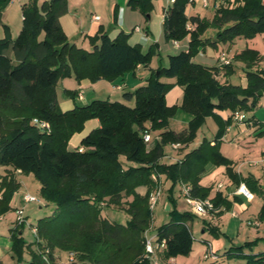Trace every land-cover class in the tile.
Returning <instances> with one entry per match:
<instances>
[{
  "label": "trees",
  "instance_id": "16d2710c",
  "mask_svg": "<svg viewBox=\"0 0 264 264\" xmlns=\"http://www.w3.org/2000/svg\"><path fill=\"white\" fill-rule=\"evenodd\" d=\"M10 2L0 0V13ZM211 2L212 6L220 3L211 20L189 16L191 0H175L166 8L165 38L183 41L189 37V47L169 55L168 66L154 70L146 84L123 94L126 102L134 101L133 105L97 99L84 106L77 104L68 111L60 107L57 93L60 81L74 78L78 82L86 79L92 83L113 82L126 73H135L139 66H150L156 46L144 51L141 44L130 42V34L120 32L111 38L100 29L97 35L89 37L92 49L86 50L72 43L63 29L61 18L69 12V0H30L23 4L20 33L13 39L8 31L0 39V166L33 174L41 184L43 198L55 204L56 209L36 224L40 252H32L29 263L24 260V227H15L12 250L18 264H58L57 251L68 252V256L75 253L76 261L68 264H152L146 256L145 232L153 222L149 206L156 185L153 173L166 175L172 183L169 199L173 209L169 221L157 228L159 241L167 242L163 257L191 254L194 237L190 222L196 216L177 209L175 187L191 184L193 197L209 198L211 190L200 184L209 163L225 166L232 180L240 182L234 162L222 154L219 142L234 114L254 111L264 95V67L255 68L263 56L257 50L247 48L234 57L245 64L247 86L221 82L220 71L226 70V75H231L232 64L209 67L194 61L207 45L231 44L238 38L253 39L263 34V0ZM128 5L147 14L153 0H129ZM189 23L196 25V29L189 30ZM209 29H214L215 35L204 38ZM163 78H175V84L183 87L181 105H168L166 95L173 84ZM65 93L75 100L78 91L65 90ZM179 109L193 116L182 132L169 129L170 119ZM227 110L232 115L223 120L217 111ZM208 117L215 118L219 125L215 145L204 140L180 161L161 163L167 145L187 146L194 142ZM34 118L49 122L51 130L38 129L31 123ZM92 119H98L100 127L83 138L79 148L70 150L71 138L81 133ZM146 131L159 132L160 140L151 148L144 140ZM141 186L147 187L145 195L137 192ZM19 187L14 176L2 178L0 215L10 210V201ZM106 197L113 205L127 201L126 223L102 215L99 205ZM130 197L131 201L124 200ZM211 200L214 211L222 205L229 207V201L221 193ZM261 214L264 215V205ZM209 231L216 238L225 235L214 226ZM262 241L263 238H257L232 246L224 255L245 260L247 264H264V251L245 252H252ZM46 252L49 262L44 260Z\"/></svg>",
  "mask_w": 264,
  "mask_h": 264
},
{
  "label": "crops",
  "instance_id": "0c3cea01",
  "mask_svg": "<svg viewBox=\"0 0 264 264\" xmlns=\"http://www.w3.org/2000/svg\"><path fill=\"white\" fill-rule=\"evenodd\" d=\"M17 1L20 0H12L5 8V10L1 12L2 16L0 21V39L4 38L7 35L8 31H10V34L13 37L12 34H14L15 32V25H13L15 23L13 13L16 8L14 7V3ZM29 1L30 0H25L24 2H21L19 4L20 6L16 9L22 11L23 4ZM89 1L90 0H69L68 14H70L72 18H78V9H81V12L84 9L83 7L86 6ZM91 1V7L95 8L91 9V18L89 20V24L86 25L83 23V27H81V40L78 38L75 39V44L78 47L84 48L86 50H91L92 47L89 41V37L97 35L100 29L106 31L111 38H115L120 32L130 34V42L132 44H137L136 42L134 43V41H132L133 35L135 33L141 35L148 34L147 30L144 32L139 25H135L132 30L127 29L125 20L127 18L128 6L126 4V0L116 1L115 7L113 9V19L115 20V14H117V20H115V22L117 23L118 28L113 27V30L108 29L105 26V23L102 22L103 17L99 13H97L98 9L96 8L99 5L98 1ZM162 10L163 15L165 16L166 7L162 6ZM16 13L18 14V12ZM65 16L61 18V23L63 27L66 26V23L63 20ZM96 16H99L100 18L96 19ZM86 21L87 20L85 19V23ZM108 21L111 22V18L108 19ZM22 25L18 29V32H20V30L22 29ZM16 26H19L17 22ZM247 40V47L245 49L251 48L259 51L262 56L264 55V51H262L264 45L261 43V40H264V33L257 35L253 39ZM146 42H149L148 38H145L144 41L141 42V44L144 45ZM234 44L235 42L231 44H218L217 46L207 45L204 49L200 51L197 56H208L210 58H214L216 60L214 65L198 61L196 59L197 56L194 58V61L209 67H217L219 63L220 54L225 52L234 59L236 54H239L243 50H245L239 49L234 52ZM156 45L159 46L158 44ZM187 45L189 47V37L183 41H180L179 48H177L174 44L173 48L175 50H179L182 46ZM188 47H185L186 50L188 49ZM210 47H212V49L215 51L212 54L208 52V49H210ZM171 54L176 53H171L169 51L165 57L159 54L160 58H156V55L154 56L150 66H139L135 73H126L124 76L116 79L113 82H109L107 80H100L96 83H92L88 79L83 80L82 82H78L74 78L64 79L59 83L62 85L63 92L65 90H76L78 91V94L75 100L64 94L65 99H63V101H60L58 84L57 93L60 107L63 111H68L73 109L77 104L84 106L97 99H109L111 101L126 102L123 98V94L128 91H133L136 88L146 84L149 78L151 77L153 71L156 70L159 66H168L169 55ZM236 64H240L243 67L245 66L244 63L239 61H236L235 65ZM235 65L234 72L231 75H226V70L222 69L220 71L221 75L219 76V79L221 80V82H229L235 85L247 86V79L245 75L241 76L240 83H234L232 81V76L235 74ZM262 67H264V56L262 61H260L258 65V68ZM67 80L69 82H67ZM162 80L164 82L173 84V87L166 95L168 105H181L184 97L183 87L175 84V78H163ZM88 89L89 93L87 94L86 90ZM81 92L83 94V100H79V94ZM126 103L129 105H133L134 101ZM243 113L245 114V120L237 121L233 116L232 124L227 128L224 137L219 142V148L222 154L234 162V169L235 172L238 174L240 182L237 183L232 180V178L227 174V169L225 166H217L213 163H209L206 166V171L201 175L200 179L201 186L209 188L211 190L209 197L210 199L214 198L217 193H221L223 195V198L229 201V207L226 208L224 205H222L214 212H210L204 216H198L192 211L190 205L187 202L183 201L185 204L181 205V201L184 200L182 184H178L174 190V199H177V201H175L177 209L180 212L190 211L196 216V218L192 222H190V226L193 237L194 228H196L200 233L199 238L202 242L200 246L204 250V253L200 258L203 259L205 264H218L221 260H224V264H236L237 261H240L242 259H229L227 256L224 255L228 251V243L232 244V246H236V242L238 241L242 242L241 245H243L245 242L254 241L257 238L264 239V215L261 214V210L264 205V95L260 99L259 105L254 111ZM217 114L223 120H227L232 115V112L229 110L217 111ZM192 118L193 116L190 113L179 109L176 116L170 119L169 129L176 132H182L187 128ZM183 122H185V127H183V129H176L174 127V123L181 124ZM99 127L100 121L98 119H92L87 121L84 130L81 133H76L71 138L69 145L73 147V149L79 148L82 139ZM218 130L219 125L216 119L213 117H208L206 119V122L197 132V137L194 142L190 143L187 146L182 145L178 150L173 149L170 145H167L165 147V156L162 158L161 163L172 164L175 163L177 160L183 159L187 153L199 147L204 140H207L212 145H215V138ZM152 137L153 141L149 146L150 148L154 145L156 141L160 140L159 132H152ZM24 175L25 174H23L20 170L16 171L12 167L0 166V182L5 176H14L20 186L19 189L14 193L10 201V210L5 214L0 215V264H9L10 261H13L15 262V264H18L14 252L12 250L13 233L16 227L15 210L20 207H25V212L30 219L28 209L31 207L32 203H34L31 202L25 204L23 200L24 195L30 193L28 187H24V183L22 181V178L25 177ZM161 177L166 187L165 189L168 192L166 196L167 199L169 196V189L172 183L170 180L167 179L166 175H161ZM241 186H244L249 190V192L252 194V198H247L244 194L239 192V188ZM137 192L141 195H144L147 192V187L141 186L137 189ZM130 200H132V197L129 198V201ZM169 200L167 199V201ZM44 205L48 206L49 202H47L46 200H44V203L41 202V204H39V209L42 210ZM166 207L169 213L173 209L172 204L170 203L167 204ZM51 215L52 214L50 213L49 215H45L44 217ZM168 221H166L165 223H167ZM255 222H260V226L254 225ZM210 226L219 228L220 232L225 235H221L219 238L213 237L209 233ZM158 227H156L152 222L151 228L149 229V235H157ZM152 231H155V233H152ZM22 236L26 241L24 260L25 262L29 263L32 259V252H36L39 248L37 244H34L35 242L27 241L24 229L22 230ZM250 236H253V238H251L253 240L250 239ZM242 238L247 239H245V241H241ZM208 244L211 245L216 258H204V255L208 251ZM221 248H224L223 252L219 253ZM262 251H264V241L260 242L259 245L256 246L252 252L250 250H245L246 253H259ZM55 256L58 264L65 263L64 261L59 259V257H63L69 260L68 252L57 251ZM159 257L163 261H169V259H165L163 257V252L159 254ZM198 257L199 256L195 255L194 243L193 251L191 252V254L187 257H175L174 263L199 264L197 261ZM66 263L68 264L69 262L67 261Z\"/></svg>",
  "mask_w": 264,
  "mask_h": 264
},
{
  "label": "rangeland",
  "instance_id": "374dc122",
  "mask_svg": "<svg viewBox=\"0 0 264 264\" xmlns=\"http://www.w3.org/2000/svg\"><path fill=\"white\" fill-rule=\"evenodd\" d=\"M24 1L25 0H20V1L15 2L14 7L18 8L20 6L19 4L21 2H24ZM39 1L42 2L43 0H39ZM97 1L99 3L98 7L96 8V9H98L97 13H99L103 17L102 22L105 23V26L111 30H113V27L118 28L117 23L113 19V9L115 7L117 0H97ZM128 1L129 0H126V2H127L126 4L128 6V10H127L128 12H127V18L125 20L127 29L132 30V28L135 25H139L144 32L147 30V32L149 34V35L148 34L141 35V34L135 33L133 35V38H132L133 39L132 41H134V43L136 42L137 44H141V42H143L145 38H148L149 42H146L144 45L141 44L142 48L144 51H148L152 46H156L155 47L157 49V52H156L157 57L156 58H160L159 54H161L162 56L165 57L169 51L171 53H178L180 51L186 50L185 47H188V45L182 46L181 49H179V50L178 49L175 50L173 48V41H168L165 38L164 31H163L164 15H163L162 6H165L166 8L171 6L172 4L168 3L169 0H153L152 8L147 14H144L139 7L132 8L131 6H129ZM232 1L233 0H231V2ZM91 2L92 1L90 0L87 3V5L83 7L84 9L81 12H80L81 9H78V12H79L78 18H72L70 14L66 15L63 18L64 22L66 23V26H64L63 29L66 32L69 40L72 43H75L76 38L81 40V38H80V37H82L81 27H83V23L86 25L89 24V20L91 18V9L95 8V7H91V4H90ZM219 4L220 3H218L216 6H212L213 4L211 2V5L206 8V7H203L201 2L196 3L193 7L192 6L188 7V15L189 16L201 15L202 17H205V18H208L211 20L214 17L215 11H216ZM16 8H15V11L13 13V18L15 20V23L13 24V25H15L14 26L15 32H14V34H12L13 39L16 38L18 36V34L20 33V32H18V29L21 27L22 21H23L22 11H20ZM16 12H18V14ZM110 18H111V22L108 21V19H110ZM121 18H120V20H121ZM85 19L87 20L86 23H85ZM16 22L19 26H16ZM16 27H18V28H16ZM196 27H195V29H196ZM195 29H193V30H195ZM213 35H215V30L209 29L205 33L204 38L213 37ZM247 42H248V40L245 38L236 39L235 44L233 45V51L236 52V50L245 49L247 47ZM261 43L264 45V40H261ZM156 44H158L159 46H157ZM262 49H263L262 51H264V47ZM208 52L210 54H212L215 51L212 49V47H210V49H208ZM156 55H154V56H156ZM196 59L202 63H207L210 65H214L216 62V60L214 58H210L208 56H204V57L197 56ZM235 63H236V60L233 59V61H232L233 67H234ZM258 65H259V63L256 64L255 68H258ZM245 74L246 73H245L244 67L240 64L239 65L236 64L235 65V74L232 76V81L234 83H240L241 76H244ZM67 82H69V81L67 80ZM86 92L88 94L89 89L86 90ZM64 94L66 95L65 91L63 92V90H62V85L59 84L60 101H63V99H65ZM79 100H83L82 92L79 94ZM31 123L33 124V120ZM174 127L176 129H183V127H185V122H183L181 124L174 123ZM69 149L75 150L76 148L73 149V147H71L69 145ZM24 176L25 177L22 178V181L24 183V187H28V190L30 191V193L36 195L38 200H39L38 202L32 203L31 207L28 209V212L30 215V220L33 224L36 225L41 217H44L45 215H49L50 213L53 214L55 209H56V205L53 203H49L48 206L44 205L43 209L40 210L39 204H41V202L44 203V200H45L41 194V189H40L41 184L34 177L33 174L24 175ZM161 181H162V177H161ZM154 182L156 183V185H155V188L153 189V191L151 192V194L153 192H155V190L158 188V183H160V181L159 182L154 181ZM161 186H162V192H161L162 194L158 200L157 205L153 208V210L151 208V201H150L151 194L149 197V206L153 212V216H154L153 223L156 227L162 225L163 223H165L166 221L169 220V212L167 210L166 205L169 203L172 204L171 201L169 200V196L167 199L170 202L167 201V199H166L168 192L165 189L166 187H165L163 181L161 183ZM183 198H184V200L181 201V205H184L185 204L184 202H187L184 196H183ZM124 200H129V198H125ZM175 201H177V199H175ZM102 203H104L105 206H103ZM99 206L102 210V215L104 217L110 219L111 221H117V222L124 224V223H126L127 219L129 218V215L127 214V211H126V208L128 206L127 201L124 202V204H122V205H113V204L109 203V198L106 197L100 203ZM198 216H201V215H198ZM24 233H25V237H26L28 242H35L36 241V238L33 235L30 228L24 227ZM152 233H155V231L154 232L152 231ZM209 233L211 234L210 231H209ZM199 236H200L199 231L196 228H194L195 255L199 256L197 258V261L199 264H205L203 259L200 258L203 255L204 250L200 246V244H202V242H201ZM251 238H253V236H250V239ZM245 239H247V238H242L241 241H245ZM251 240H253V239H251ZM236 243H237L236 246H238V245H241L242 242L238 241ZM34 244H37V243L35 242ZM231 246H232V244L228 243L227 249H229ZM223 249L224 248H221L219 253H222ZM37 252H40L39 249L37 250ZM59 259L64 261L65 262L64 264H67L66 262L69 261L68 259L63 258V257H59ZM9 264H15V262L10 261ZM218 264H224V260H221ZM236 264H246V262L244 260H240V261H237Z\"/></svg>",
  "mask_w": 264,
  "mask_h": 264
},
{
  "label": "built area",
  "instance_id": "2783aa9c",
  "mask_svg": "<svg viewBox=\"0 0 264 264\" xmlns=\"http://www.w3.org/2000/svg\"><path fill=\"white\" fill-rule=\"evenodd\" d=\"M175 2V0H169L170 4H173ZM192 2V6H194L196 3L201 2L203 7H209L211 5V0H191ZM264 2V0H263ZM99 16H96V19H99ZM196 25L189 23L188 24V29L189 30H193L195 29ZM139 29V28H137ZM173 44L179 48L180 47V41H173ZM233 61V57L229 56L227 53H222L219 56V63L218 66L220 67H225L228 65H231ZM234 117L237 121H244L245 120V114L243 112H236L234 114ZM33 125L36 126L38 129L40 130H44L49 132L51 130V126L50 123L47 121H43L40 120L38 118H34L33 119ZM144 136V140L145 142L150 145L151 142L153 141V137H152V132L150 131H146L143 134ZM170 146L173 149H180V147L182 146L180 143H172L170 144ZM81 150H83V148H81ZM181 160V159H180ZM177 160V161H180ZM152 179L158 183V188L155 190V192H153L151 194L150 197V201H151V208L153 210V208L157 205L158 200L161 196V192H162V186H161V175L153 173L152 174ZM182 188H183V196L185 197L187 203L190 205L192 211L197 214V215H201L204 216L210 212H214V204L212 202V200L210 198H207L205 200L203 199H199V198H195L192 196V186L191 184H183L182 183ZM239 192L244 194L247 198H252V194L249 192V190L244 187L241 186L239 188ZM23 200L25 202V204L31 203V202H38V198L35 195H32L30 193H27L24 195ZM103 206H105L104 203H102ZM16 213V221H15V226H22V227H28L30 228V230L32 231L33 235L36 238V243L37 245L41 242V239L39 237L38 234V227L37 225L33 224L29 217L27 216L26 212H25V207H20L17 208L15 210ZM254 225L256 226H260V222H255ZM145 239H146V256L151 260L152 264H175V259L174 258H170L169 261H163L160 257L159 254L163 252V250L166 248V240L163 239L161 241H159V237L158 235L155 236H150L149 235V230H147L145 232ZM210 257L212 258H216L215 254L212 250V247L210 244H208V251L207 253L204 255L205 259H209ZM44 260H46L47 262H49L48 258H47V252L44 254ZM76 261V257H75V253H70L69 254V263L71 262H75Z\"/></svg>",
  "mask_w": 264,
  "mask_h": 264
},
{
  "label": "water",
  "instance_id": "95a60500",
  "mask_svg": "<svg viewBox=\"0 0 264 264\" xmlns=\"http://www.w3.org/2000/svg\"><path fill=\"white\" fill-rule=\"evenodd\" d=\"M1 16H2V14L0 13V21H1ZM262 94H263V92L260 91V92H259V95H262Z\"/></svg>",
  "mask_w": 264,
  "mask_h": 264
}]
</instances>
